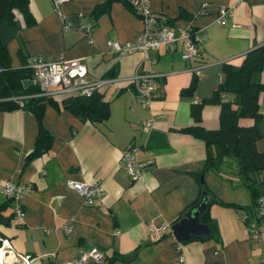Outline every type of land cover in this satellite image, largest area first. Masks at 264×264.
<instances>
[{"label": "crops", "instance_id": "1", "mask_svg": "<svg viewBox=\"0 0 264 264\" xmlns=\"http://www.w3.org/2000/svg\"><path fill=\"white\" fill-rule=\"evenodd\" d=\"M102 1L64 0L56 14L50 0H28L32 24L20 26L18 19L14 26L0 27L12 65L19 63V47L24 56L76 57L90 77L106 76L112 70L113 76L122 78L105 88L108 113L101 120H81L45 101L40 123L50 140L42 153L27 161L25 154L37 129L35 116L20 107L0 110V182L10 179L29 185L19 199L22 219L2 222L0 237L8 240L10 250L27 254V264H64L91 245L110 256L95 264H264V230L253 235L254 226L247 224L255 220L254 209L250 213V209L211 203L209 233L180 241V251L170 232L150 241L146 228L148 222L172 223L198 196L191 172L202 165L204 144L178 128L192 123L189 102L209 96L222 79L221 62L236 65L254 43L264 42V0H148L159 15L158 23L191 28L200 55L187 59L181 58L179 43L173 49H148L145 55L140 50L122 55L110 52L106 39L135 38L142 25L121 0H110L92 18L91 8ZM219 6L229 8L224 23L216 21ZM78 22L92 24L89 37L78 29ZM142 70L154 74L157 84V95L145 104L131 89L119 88L126 84L125 77ZM193 73L194 90L179 95L178 89ZM259 79L264 81V69ZM259 107L264 129V93ZM217 113V104H204L200 124L214 128ZM145 119L151 125L142 130ZM129 144L139 147L143 166L138 179L115 167L120 151ZM255 147L264 150V133ZM216 171L217 176L204 172V178L216 187L212 190L216 196L238 204L250 202L233 157L223 156ZM67 177L98 180L102 192L86 203L66 186ZM5 200L0 192V204ZM7 201L3 214L14 204ZM64 223L70 225L69 231L63 230Z\"/></svg>", "mask_w": 264, "mask_h": 264}, {"label": "trees", "instance_id": "2", "mask_svg": "<svg viewBox=\"0 0 264 264\" xmlns=\"http://www.w3.org/2000/svg\"><path fill=\"white\" fill-rule=\"evenodd\" d=\"M109 1L103 0L95 4L89 12L90 16L94 18L99 12L105 10ZM18 19L20 26H27L34 22L28 0H0V27L1 25L14 26ZM189 31L192 38L191 28ZM1 37L0 34V110L15 107L28 109L37 120V129L32 147L25 154L24 159L26 161L42 153L47 148L50 140V134L40 123L45 101L60 105L81 120H101L107 116V101L103 95L105 88L109 86L101 85L95 87L89 94H65L55 98L52 95L36 94L37 85L35 83L23 85L22 79H30L31 77V69L25 63V59L30 55L24 56L18 47L16 54L18 55L19 63L12 65L5 42ZM220 68L222 70V79L212 89L211 94L201 98L199 101L189 102L188 113L192 123L178 128L179 131L186 132L200 139L204 144L202 165L191 173L198 184V193L200 186L203 185L211 196V200L206 203L204 210L198 216V221L207 226L210 221L208 207L211 203L231 205L244 210L250 209L251 213L253 212L252 209H254V212L258 210L257 198L264 194V150H258L255 147L256 139L264 133L262 125L263 114L259 107V96L264 93V81L259 79L260 71L264 69V42L254 43L252 47L242 54L238 64L234 65L224 60L221 62ZM106 76H113V71L107 72ZM154 82L156 91L157 84L156 81ZM195 85L196 76L193 73L190 75L186 85L178 89V94H191ZM119 88H129L138 94L139 97L142 95L136 90L134 82L130 83L127 81L126 84L120 85ZM11 96L20 97L11 98ZM206 103L218 105L217 125L214 128H205L200 124V110ZM138 154L139 151L137 158ZM223 156L234 158L236 173L248 190L249 203L238 204L222 200L206 187L203 179L204 172L208 169H217ZM200 174H202L201 181L199 180ZM138 178L140 177L136 179ZM197 197L189 205L194 204ZM7 199L9 200L10 198L6 197L4 203L0 204V224L12 218V208L8 214L2 213L6 207V202H8ZM10 200L12 201V199ZM92 201L88 203H92ZM255 220L264 223V212L257 216ZM166 231L170 232L168 227L160 236L165 234ZM203 237V235L199 234L191 236L190 239ZM175 242L180 246V241ZM101 252V259L95 261L94 264L110 259V256L108 257L102 250Z\"/></svg>", "mask_w": 264, "mask_h": 264}, {"label": "built area", "instance_id": "3", "mask_svg": "<svg viewBox=\"0 0 264 264\" xmlns=\"http://www.w3.org/2000/svg\"><path fill=\"white\" fill-rule=\"evenodd\" d=\"M53 10L56 14H60L59 4L64 0H50ZM127 4L130 9L139 17L142 25L139 35L132 39L122 41L106 39L105 44L107 49L118 55L130 53L140 50L143 55L148 49L164 48L173 49L177 43L180 45V56L183 59L197 58L200 53L195 47L191 38L189 26H171L163 23H158V13L152 11L149 7L148 0H121ZM203 7L199 8L201 11ZM229 12L226 6H219L217 8L216 21L224 23V14ZM64 26V25H63ZM65 27V26H64ZM78 29L87 37L90 35L91 23L78 22ZM25 63L31 69L32 83L37 85L36 94L52 95L57 97L59 95L67 94H89L95 87L118 83L122 78L117 76L104 77H90L87 75L85 65L76 57L63 58L60 55L52 60H47L40 55L33 54L25 59ZM154 74L148 71H135L123 80L136 84V90L141 93L140 101L142 104L148 103L151 98L157 95L155 91ZM152 91V92H151ZM140 95V94H139ZM20 96H11L17 98ZM20 103V102H18ZM151 125L150 119H145L141 123V129L147 130ZM139 147L134 144L125 146L119 153L115 167L124 170L130 179L140 177L142 174L143 163L137 158ZM64 182L67 187L76 191L84 202H91L102 192V185L100 181H83L73 178H65ZM29 188L28 183L16 182L10 179H5L0 182V192L12 201V219L13 221H20L23 217V210L19 204L21 196L27 192ZM258 210L254 213V218L264 212V194L257 198ZM241 219L244 216L239 214ZM249 226H254L253 235L264 230V223L254 220L247 223ZM168 223L155 224L153 222L147 223V236L150 241L157 240L160 235L167 229ZM64 231L70 230V225L64 223L62 226ZM115 232H117L115 230ZM177 251H180L178 243L175 244ZM9 242L5 237H0V264H27L28 255L20 254L9 249ZM180 253V252H179ZM102 257V252L95 245L80 249L78 254L74 257L66 259L64 264H94ZM182 259V255H178ZM46 264H52L47 262Z\"/></svg>", "mask_w": 264, "mask_h": 264}, {"label": "water", "instance_id": "4", "mask_svg": "<svg viewBox=\"0 0 264 264\" xmlns=\"http://www.w3.org/2000/svg\"><path fill=\"white\" fill-rule=\"evenodd\" d=\"M23 85L32 83L29 78L22 79ZM202 180V174L199 176ZM211 200L210 194L203 185L200 186L198 197L194 204L189 205L178 219L169 224L168 229L176 241H185L191 236L207 235L208 226L198 221L199 214L204 210L206 203Z\"/></svg>", "mask_w": 264, "mask_h": 264}, {"label": "rangeland", "instance_id": "5", "mask_svg": "<svg viewBox=\"0 0 264 264\" xmlns=\"http://www.w3.org/2000/svg\"><path fill=\"white\" fill-rule=\"evenodd\" d=\"M224 170V169H223ZM207 172L206 173H212L213 175H216L217 174V171L216 169H208L206 170ZM217 176V175H216ZM207 178V177H206ZM203 179H204V182H205V185L206 187L212 192L213 189H216L215 186H213L212 184H210L205 178H204V175H203ZM248 191V190H247Z\"/></svg>", "mask_w": 264, "mask_h": 264}]
</instances>
